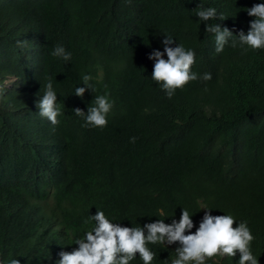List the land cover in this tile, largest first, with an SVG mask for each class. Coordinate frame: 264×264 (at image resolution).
Returning <instances> with one entry per match:
<instances>
[{
	"label": "trees",
	"instance_id": "obj_1",
	"mask_svg": "<svg viewBox=\"0 0 264 264\" xmlns=\"http://www.w3.org/2000/svg\"><path fill=\"white\" fill-rule=\"evenodd\" d=\"M257 3L264 0H0V76L16 77L0 101L3 264H57L95 226L97 210L135 227L178 221L182 208L192 232L204 208L233 216L234 227L246 221L264 264V49L244 53L237 36ZM200 6L217 10L208 23L233 31L220 53ZM165 35L194 50L198 75L171 99L148 58L163 51ZM57 46L69 61L52 55ZM85 75L94 91L78 97ZM49 80L62 112L56 125L33 106ZM101 95L113 104L108 124L85 127L74 109L87 112ZM178 246L149 244L151 264H171ZM130 264H143L139 254ZM206 264H239V253Z\"/></svg>",
	"mask_w": 264,
	"mask_h": 264
},
{
	"label": "clouds",
	"instance_id": "obj_2",
	"mask_svg": "<svg viewBox=\"0 0 264 264\" xmlns=\"http://www.w3.org/2000/svg\"><path fill=\"white\" fill-rule=\"evenodd\" d=\"M249 16L254 17L250 21V28L245 34L243 30L238 33L239 45L244 53L249 49H264V3L254 4L247 9ZM200 21L205 23V32L215 34V51L220 53L224 50L229 39L233 37V31L228 27H221L219 24H210L208 21L217 19V10L213 7L203 8L196 14ZM219 19L224 20L223 14ZM174 38L165 35L162 40L163 51L158 49L148 56L154 60L152 79L157 82L162 90L166 92L169 99L180 89L183 90L190 82L198 79L193 72L192 65L195 63V52L192 49L186 50L182 44L172 47ZM236 40L232 41L235 47ZM165 54L167 59H165ZM53 56L63 57L65 61L71 59L62 46H57ZM12 78V85L7 87L5 79ZM207 81L211 79L210 73H204L201 77ZM91 77L83 76L85 87H77L74 94L83 97L85 91H94L93 85L89 83ZM16 77L7 75L0 76V101H4L6 90H11ZM207 90V89H205ZM34 111L42 117H46L53 125L59 123L58 116L62 114L57 104V93L53 89L51 80L45 87V92L40 100L33 102ZM113 107L106 95L96 96L95 105L88 107L87 112L81 108H75V114L84 118L85 127H106L108 124L107 115ZM135 137L131 142H135ZM203 219L195 232L192 215L185 208H182L179 220L172 219L171 223H165L164 219H157L143 226L128 227L119 223L111 222L103 211L97 210L90 219L95 221L92 230L85 233L83 238H78L74 244L78 247L72 251H61L57 264H130L139 254L143 264H151L156 253L151 251L149 244L172 245L175 248L176 258L171 264H206L215 257H236L239 253V264H259V260L251 251V242L255 239L247 222H240L233 226L236 221L231 215H212L211 208H204ZM87 223V221H85ZM187 233V234H186ZM3 264V261H0ZM10 264H20L19 259H11Z\"/></svg>",
	"mask_w": 264,
	"mask_h": 264
},
{
	"label": "rangeland",
	"instance_id": "obj_3",
	"mask_svg": "<svg viewBox=\"0 0 264 264\" xmlns=\"http://www.w3.org/2000/svg\"><path fill=\"white\" fill-rule=\"evenodd\" d=\"M4 83L7 87H10L12 85V78L5 79Z\"/></svg>",
	"mask_w": 264,
	"mask_h": 264
}]
</instances>
